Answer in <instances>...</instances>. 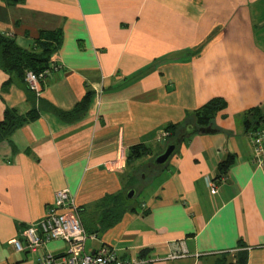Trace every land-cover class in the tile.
Returning <instances> with one entry per match:
<instances>
[{
  "label": "crops",
  "instance_id": "0c3cea01",
  "mask_svg": "<svg viewBox=\"0 0 264 264\" xmlns=\"http://www.w3.org/2000/svg\"><path fill=\"white\" fill-rule=\"evenodd\" d=\"M43 31L61 43L40 98L0 68V122L8 110L35 114L7 137L0 130V264H38L40 253L13 241L26 244L23 230L61 190L94 235L87 253L231 264L245 252L246 264H264V170L245 128L250 110L264 114V0H0L2 35L33 50ZM88 94L79 118H63ZM215 98L227 103L216 132L187 138L153 169L166 129ZM139 144L149 154L130 160ZM179 244L188 255L167 259Z\"/></svg>",
  "mask_w": 264,
  "mask_h": 264
},
{
  "label": "built area",
  "instance_id": "2783aa9c",
  "mask_svg": "<svg viewBox=\"0 0 264 264\" xmlns=\"http://www.w3.org/2000/svg\"><path fill=\"white\" fill-rule=\"evenodd\" d=\"M54 69L53 56L50 68L36 74L28 71L26 81L37 97L43 93V83ZM167 133L163 134L166 137ZM247 136L252 148L253 162L264 170V120L250 128ZM211 193H217L215 179H208ZM20 240H14L13 245L17 252L40 253L38 264H151L153 260L131 259L122 260L114 249L102 247L99 250L87 253L86 243L94 235H89L82 223L80 211L76 205L75 197L67 190L55 194L54 201L47 207L45 216L36 224L27 226ZM54 241H62L66 250L61 254H54L45 250L46 246ZM188 255L183 244H179L167 259L175 260Z\"/></svg>",
  "mask_w": 264,
  "mask_h": 264
},
{
  "label": "trees",
  "instance_id": "16d2710c",
  "mask_svg": "<svg viewBox=\"0 0 264 264\" xmlns=\"http://www.w3.org/2000/svg\"><path fill=\"white\" fill-rule=\"evenodd\" d=\"M61 43V35L59 32L43 31L40 34V38L36 42V48L33 50H25L19 47L14 40L5 37L0 33V68L8 74H15L21 78L27 85L28 90L36 97V93L30 89L27 81L26 74L28 71H32L36 74H41L48 68H50V60L52 56L57 52ZM44 90V87H43ZM89 94L75 107L74 110L64 113L62 116L68 120H76L86 110L89 102ZM227 107V103L223 98H215L209 101L202 108L197 110L191 118L186 120L182 124L170 125L165 133H167V145L173 144L176 140L182 136L186 140L187 138L200 134L199 132L189 134L193 129L200 128H212L214 129V119L216 115L223 111ZM35 118V114H31L28 117L17 116L13 111L8 110L5 114V119L0 122V130L2 131V137H7L15 129L22 126L25 122ZM264 120V114L260 109L250 110L245 117L246 133L251 127L257 125ZM215 130V129H214ZM181 142V143H182ZM180 143V144H181ZM149 154V149L142 144L133 146L131 148L130 160H138ZM230 160L223 163V168H226ZM153 169L160 170L163 167L156 168L151 164ZM222 170V166L221 169ZM217 180V178L215 179ZM133 190V189H132ZM110 222V221H109ZM105 221L104 226L113 225V222ZM247 257L245 252H241L237 256V260L231 264H246Z\"/></svg>",
  "mask_w": 264,
  "mask_h": 264
},
{
  "label": "water",
  "instance_id": "95a60500",
  "mask_svg": "<svg viewBox=\"0 0 264 264\" xmlns=\"http://www.w3.org/2000/svg\"><path fill=\"white\" fill-rule=\"evenodd\" d=\"M199 132L200 134H213L216 132V130L212 128H200V129H193L189 132V134L197 133ZM185 138V136H182L180 139L176 140L175 143L167 145L165 147V150L163 153L158 155L154 160H153V165L156 168L164 167L167 165V163L170 161L172 156L174 155L178 145L182 142V140ZM217 177H221L220 173L217 171ZM227 179V177H225ZM136 194V190H130L127 194V199H132Z\"/></svg>",
  "mask_w": 264,
  "mask_h": 264
},
{
  "label": "rangeland",
  "instance_id": "374dc122",
  "mask_svg": "<svg viewBox=\"0 0 264 264\" xmlns=\"http://www.w3.org/2000/svg\"><path fill=\"white\" fill-rule=\"evenodd\" d=\"M157 156H158V154L154 155L153 159H155ZM137 198H138V196H137ZM135 200H137V199H135ZM88 246H89V242H88Z\"/></svg>",
  "mask_w": 264,
  "mask_h": 264
}]
</instances>
